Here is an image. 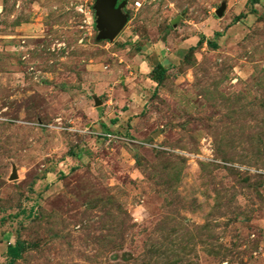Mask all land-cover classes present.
<instances>
[{
	"label": "rangeland",
	"instance_id": "obj_1",
	"mask_svg": "<svg viewBox=\"0 0 264 264\" xmlns=\"http://www.w3.org/2000/svg\"><path fill=\"white\" fill-rule=\"evenodd\" d=\"M125 1L0 0V264H264V0Z\"/></svg>",
	"mask_w": 264,
	"mask_h": 264
},
{
	"label": "water",
	"instance_id": "obj_2",
	"mask_svg": "<svg viewBox=\"0 0 264 264\" xmlns=\"http://www.w3.org/2000/svg\"><path fill=\"white\" fill-rule=\"evenodd\" d=\"M125 0H95L93 5L95 29L98 31V40L114 39L127 22V13L124 12ZM224 7L216 10V15L223 14ZM15 171L12 170L10 180L15 179Z\"/></svg>",
	"mask_w": 264,
	"mask_h": 264
},
{
	"label": "trees",
	"instance_id": "obj_3",
	"mask_svg": "<svg viewBox=\"0 0 264 264\" xmlns=\"http://www.w3.org/2000/svg\"><path fill=\"white\" fill-rule=\"evenodd\" d=\"M156 68L158 72H156V75L153 79L156 83H159L162 74L164 73V69L158 65L156 66ZM21 250H22V245L20 241H16L14 244H8L6 246V255L9 258L8 264H13V262L20 257Z\"/></svg>",
	"mask_w": 264,
	"mask_h": 264
}]
</instances>
